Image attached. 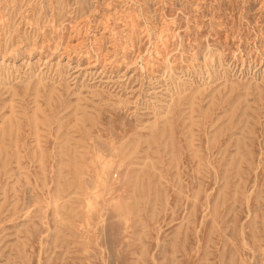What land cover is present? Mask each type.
<instances>
[{"label": "rangeland", "instance_id": "rangeland-1", "mask_svg": "<svg viewBox=\"0 0 264 264\" xmlns=\"http://www.w3.org/2000/svg\"><path fill=\"white\" fill-rule=\"evenodd\" d=\"M0 264H264V0H0Z\"/></svg>", "mask_w": 264, "mask_h": 264}]
</instances>
